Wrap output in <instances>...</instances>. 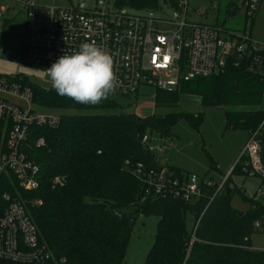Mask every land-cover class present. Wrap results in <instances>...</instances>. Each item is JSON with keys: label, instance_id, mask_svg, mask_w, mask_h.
<instances>
[{"label": "trees", "instance_id": "1", "mask_svg": "<svg viewBox=\"0 0 264 264\" xmlns=\"http://www.w3.org/2000/svg\"><path fill=\"white\" fill-rule=\"evenodd\" d=\"M161 1L178 10L182 0H115L114 5L155 12L161 9ZM10 25L9 20L3 21L0 43ZM30 87L37 110L62 116L58 128L34 130L33 137L45 138L44 148L32 145L27 150L40 168V188L26 196L42 200L28 210L41 243L57 264H124L133 231L131 219L150 216L158 218L157 229L143 264H264V251L251 245L252 236L264 226V205L242 194L249 201L248 210L232 207V196L241 190L229 184L230 177L218 194L215 188L203 186L202 197L184 202L146 195L145 186L131 170L142 164L146 170L166 168L173 177L188 175L163 164L162 157L154 156L141 142L146 134L168 138L181 119L199 127L203 114L187 111L185 97L203 108L224 109L227 128L248 133L257 129L264 117V78L230 66L173 91L157 90L155 107L165 112L148 116L127 114L110 98L84 105L52 88ZM2 128L0 123V139ZM241 160L230 176L244 174ZM56 177L61 185H52Z\"/></svg>", "mask_w": 264, "mask_h": 264}, {"label": "built area", "instance_id": "2", "mask_svg": "<svg viewBox=\"0 0 264 264\" xmlns=\"http://www.w3.org/2000/svg\"><path fill=\"white\" fill-rule=\"evenodd\" d=\"M196 10L201 16L219 10V0ZM263 0H243L245 29L241 33L227 30L218 23H197L188 20L190 1L180 2L178 21L158 20L131 9L115 5L93 10L39 6L35 1L24 5L22 19L23 48L19 63L34 64L46 70L61 55L71 54L82 42H96L114 58L119 87L110 99L128 98L143 86L173 91L183 84L210 77L232 66L264 78V46L251 37L252 20ZM4 8H0V18ZM169 25L170 31L162 30ZM3 55L13 58V51ZM167 58V59H166ZM264 114V111H263ZM59 113L37 110L30 84L18 76L0 75V264H57L50 250L40 241L38 228L30 217L28 206L42 204L38 197H28L40 188V168L29 159L27 150L46 146L45 138L33 137L34 130L56 129ZM142 144L156 157L173 147L172 139L160 134H146ZM127 166H131L127 161ZM241 170L246 175L264 178V117L248 133L242 152ZM133 174L143 183L146 195L172 197L184 202L202 197L203 186L221 192L229 177L220 184L200 180L188 174L173 177L169 170L131 166ZM58 177L52 185H61ZM213 194V195H214ZM260 224L256 222L254 228Z\"/></svg>", "mask_w": 264, "mask_h": 264}, {"label": "rangeland", "instance_id": "3", "mask_svg": "<svg viewBox=\"0 0 264 264\" xmlns=\"http://www.w3.org/2000/svg\"><path fill=\"white\" fill-rule=\"evenodd\" d=\"M33 0H0V8H4L1 25L4 20H9L6 39L0 43V75L18 76L29 84L40 86L44 89L51 88L49 79L45 76L42 67L34 64L19 63V52L23 48L22 19L24 17V5ZM39 6L56 8H79L81 10H93L96 7H114L115 0H34ZM190 13L188 20L197 23L224 25L227 30L241 33L245 29L246 13L241 7L243 0H219V10L210 11L207 16H201L196 10H202L210 5L209 0H189ZM161 9L155 12H143L144 15H152L158 20L178 21L180 19L177 10L169 8L163 1ZM229 15H226V13ZM162 30L170 31L169 25L162 26ZM251 37L254 42L264 46V0L255 15L251 25ZM4 50L13 51V58L3 55ZM157 88L143 86L138 94L128 98H115L127 114L148 116L162 114L165 110L155 107V95ZM183 105L187 111L200 112L203 119L198 128L193 127L188 120L181 119L171 128L169 139H172L173 147L162 154L163 164L169 167L181 169L183 172L196 175L200 180L220 184L226 176L238 164L242 152L248 141V131L244 129L227 128L225 111L222 108H203L191 102L187 97L183 98ZM264 111V98L261 104ZM259 175H245L235 173L230 176V185L241 190L231 198L232 207L239 211H247L249 201L254 199L264 205V184ZM263 184V185H262ZM260 190V191H259ZM259 192V193H258ZM258 193V194H257ZM158 218L154 216L140 217L133 226L130 242L127 247L124 264H143L154 244ZM189 232L193 229L192 220L187 221ZM251 245L256 250L264 251V226L251 238Z\"/></svg>", "mask_w": 264, "mask_h": 264}, {"label": "clouds", "instance_id": "4", "mask_svg": "<svg viewBox=\"0 0 264 264\" xmlns=\"http://www.w3.org/2000/svg\"><path fill=\"white\" fill-rule=\"evenodd\" d=\"M43 72L58 95L84 105L100 104L120 85L113 55L94 41L82 42Z\"/></svg>", "mask_w": 264, "mask_h": 264}, {"label": "water", "instance_id": "5", "mask_svg": "<svg viewBox=\"0 0 264 264\" xmlns=\"http://www.w3.org/2000/svg\"><path fill=\"white\" fill-rule=\"evenodd\" d=\"M136 223V219L132 218L131 219V228H133L134 224Z\"/></svg>", "mask_w": 264, "mask_h": 264}, {"label": "crops", "instance_id": "6", "mask_svg": "<svg viewBox=\"0 0 264 264\" xmlns=\"http://www.w3.org/2000/svg\"><path fill=\"white\" fill-rule=\"evenodd\" d=\"M219 5H220V3H219ZM219 9H220V8H219ZM226 15H229V13L227 12ZM224 25H225V24H224ZM224 25H223V26H224Z\"/></svg>", "mask_w": 264, "mask_h": 264}, {"label": "snow or ice", "instance_id": "7", "mask_svg": "<svg viewBox=\"0 0 264 264\" xmlns=\"http://www.w3.org/2000/svg\"><path fill=\"white\" fill-rule=\"evenodd\" d=\"M167 59V58H166Z\"/></svg>", "mask_w": 264, "mask_h": 264}]
</instances>
